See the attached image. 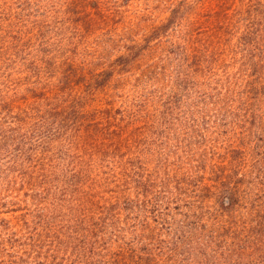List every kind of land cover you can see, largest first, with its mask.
I'll return each instance as SVG.
<instances>
[{
	"label": "trees",
	"instance_id": "trees-1",
	"mask_svg": "<svg viewBox=\"0 0 264 264\" xmlns=\"http://www.w3.org/2000/svg\"><path fill=\"white\" fill-rule=\"evenodd\" d=\"M139 2L0 0V264H264V0Z\"/></svg>",
	"mask_w": 264,
	"mask_h": 264
},
{
	"label": "rangeland",
	"instance_id": "rangeland-1",
	"mask_svg": "<svg viewBox=\"0 0 264 264\" xmlns=\"http://www.w3.org/2000/svg\"><path fill=\"white\" fill-rule=\"evenodd\" d=\"M138 4L133 6L128 14V24L131 35L135 38H140L143 32V27L146 23H150L151 20L157 15V2L159 0H140ZM122 40L113 41L108 39L107 35L104 36V41L101 48L98 46L93 51L102 50L107 57L113 56L117 52V47L121 45ZM93 45V44H92Z\"/></svg>",
	"mask_w": 264,
	"mask_h": 264
}]
</instances>
